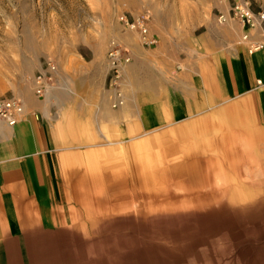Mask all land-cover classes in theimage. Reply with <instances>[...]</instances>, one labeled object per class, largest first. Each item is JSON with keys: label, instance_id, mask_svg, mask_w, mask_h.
<instances>
[{"label": "crops", "instance_id": "0c3cea01", "mask_svg": "<svg viewBox=\"0 0 264 264\" xmlns=\"http://www.w3.org/2000/svg\"><path fill=\"white\" fill-rule=\"evenodd\" d=\"M70 1L62 26L27 34L23 57L10 53L0 64V96L15 95L25 107L18 122L0 125V227L49 224L61 206L56 144H70L60 136L62 126L105 128L123 142L236 105L242 121L264 127V23L249 30L248 41L238 22L217 24L229 0L215 1L213 17L191 11L196 26L177 31L166 15L151 14L148 45L134 30H117L122 60L115 85L107 61L114 28L99 30L94 14L82 25L81 2ZM249 1L255 10L264 7V0ZM140 8L141 2L129 4L133 14ZM252 44L260 46L250 50ZM48 59L57 74L39 97L30 79ZM88 139L76 135L71 144H98Z\"/></svg>", "mask_w": 264, "mask_h": 264}, {"label": "rangeland", "instance_id": "374dc122", "mask_svg": "<svg viewBox=\"0 0 264 264\" xmlns=\"http://www.w3.org/2000/svg\"><path fill=\"white\" fill-rule=\"evenodd\" d=\"M78 1L81 2L82 25L85 21L84 18H88L90 14L96 15L99 30L114 28L115 39L112 41L114 44L118 40L117 30L120 33L132 30L122 25L119 20L122 14L144 13L148 16V23H150L151 14L166 15L172 28L171 31H177V29L191 26V23L192 26H196V19L191 21V11L204 16L208 12L210 17L215 16L217 12V8L214 6L216 0ZM70 2V0H0V64L8 62L10 53H12L13 59L23 57L27 34L31 35L37 30L41 31L43 25L47 31L49 26H62L66 15L65 7ZM131 2H141V10L135 14L130 12L129 4ZM231 21L237 22L235 20L227 22ZM216 23L224 24L219 21ZM235 110L236 105L228 106L225 113L211 116L207 120L186 121L173 127L149 130L136 139L123 142L116 140L112 131L105 128L82 129L80 132L73 127L62 126L60 136H69L67 141L70 144L59 145L56 151V172L62 191L61 206L50 212L52 216L47 220L48 223L50 222L49 224L21 226L16 230L8 226L0 227V264H33L30 260V253H34L35 257L38 256V253L33 251L35 246L39 247L41 252L39 257L45 262L44 256L51 250L62 254L65 250L77 256L93 248L92 251L96 250L97 253H100L97 238L85 235L84 228H82L81 223L88 220L86 213L89 212V208L85 209L84 204L78 203V190L81 188L89 192L94 183H99L98 187L107 190L112 187L116 188L120 181L125 180H128L131 186L137 184V180L150 170L167 169L169 166L183 162L190 153L210 151L202 136L195 138L196 141L193 140V144H178L175 153H167L165 144L180 143L181 140L178 139L175 131L182 126L196 130L219 126L250 127L247 121L243 120V122L240 119ZM81 134L89 138V141L98 142V144H71L76 141L74 137ZM63 139L66 142V139ZM148 150L154 154L148 155ZM96 164L100 165V168H93ZM105 177L108 179L106 180ZM107 195L105 193L96 197L102 203L103 197ZM236 210L226 205L204 211L201 216L193 212L156 216L145 224H141L138 220L136 223L138 225L133 232L123 226L128 223L132 224L131 220L122 219L123 221L107 224L103 235L106 236L108 242L115 241L117 237L130 243L138 239L143 240L149 247L147 249L149 252H144L140 257L145 264H172L181 258L186 261V264H193L197 257H205L210 262L215 260L214 262L217 264H231L233 261L229 258V254L233 252L235 243H228L226 239L231 238L243 243L250 240L252 244L248 245L252 246L251 249H255L256 244L264 243V206L250 210L248 213H242L245 218L240 217V222L238 218H235L239 213ZM232 219H235L236 223ZM63 221H66L67 224H60ZM201 222L206 225L202 229L196 227L200 226ZM230 223L232 224L230 225ZM142 225L144 227L147 225L152 230L141 229ZM176 227L177 229L191 228L172 232ZM227 232H234V234L228 235ZM236 234L237 236H235ZM206 237L208 239H205ZM174 238H179V240H174ZM198 240L208 241L209 247L205 249L206 244L202 245L205 247V252L201 250L200 254L195 256L188 251L191 250L190 244ZM107 241L106 245H108ZM129 242L128 244H130ZM246 243L245 245H247ZM250 246L247 248L248 250ZM104 248L103 253H107L109 247L104 246ZM200 248L198 247V249ZM241 249L243 251L242 247ZM126 250L121 254L122 260L126 257ZM136 257L137 255L131 254L129 259ZM34 262V264H41L38 258Z\"/></svg>", "mask_w": 264, "mask_h": 264}, {"label": "bare ground", "instance_id": "6f19581e", "mask_svg": "<svg viewBox=\"0 0 264 264\" xmlns=\"http://www.w3.org/2000/svg\"><path fill=\"white\" fill-rule=\"evenodd\" d=\"M50 61L55 65V76L57 65L53 60ZM44 62L45 60L41 70L44 69ZM53 83L46 86L45 91ZM249 126H219L199 130L188 129L186 126L179 127L175 132L181 141L165 144L167 153H175L178 144H193V140L199 136L206 140L210 151L190 153L183 162L169 166L167 169L150 170L137 180V184L131 186L128 180H125L120 181L116 188L112 187L107 190L98 187L99 183H94L89 192L80 188L77 192L78 203L84 204L85 209L89 208V212L86 213L88 220L81 223L82 228H84L85 235L97 238L101 254L96 250L92 251L93 248L77 256L65 250L63 254L51 250L44 256L45 262L39 257L41 253L39 247L35 246L33 251L38 253V256L35 257L30 251L31 262L34 264V260L38 258L41 264H78L79 262L82 264H143L140 257L144 252H149L147 251L149 247L143 240L138 239V242L131 241L130 243L117 237L115 241L108 242L106 236L103 235L107 224L123 221L122 219L131 220L132 224L128 223L123 226L133 232L138 225L136 224L138 220L141 224H145L156 216L176 215L181 212H193L201 216L204 211L227 205L237 209L236 212L239 211L236 214L238 217L235 218H238L240 222V217L245 218L242 213H248L250 210L264 206V127ZM56 147L59 148L58 142ZM147 154L154 153L148 150ZM93 168H100V165L96 164ZM105 179L108 178L105 177ZM104 192L108 195L103 197L104 200L101 203L96 196L105 194ZM232 220L236 223L235 219ZM60 224H67V222L63 221ZM204 226H206L205 223L201 222L200 226L196 227L202 229ZM186 228L191 227L178 229L176 227L172 232ZM141 229L152 230L147 225L145 227L142 225ZM227 233L228 235L234 234V232ZM179 234L182 235V233ZM174 240H179V238H174ZM226 242L235 243L234 253L229 254V258L233 261L231 264H264V243L256 244L255 249H251L252 246L248 245L252 244L250 240L243 243L228 238ZM104 246L109 247L107 253H103ZM198 247L201 248L198 249ZM208 247V241L198 240L190 244L191 250L188 252L197 256L201 250L205 252ZM124 250H126L125 256L128 257L126 260V257L122 260L121 256ZM132 251L134 253H131ZM131 254L137 255V259H129ZM214 261L210 262L205 257H197L193 264H217ZM172 264H186V261L181 258Z\"/></svg>", "mask_w": 264, "mask_h": 264}, {"label": "built area", "instance_id": "2783aa9c", "mask_svg": "<svg viewBox=\"0 0 264 264\" xmlns=\"http://www.w3.org/2000/svg\"><path fill=\"white\" fill-rule=\"evenodd\" d=\"M217 19L220 23H225L229 20L237 21L242 28L241 39L248 41L249 30L259 27L264 23V9H253L249 0H230L228 13L226 15L219 13ZM119 20L123 26L136 31L144 45L154 42V39L147 37L149 23L146 14H122L119 17ZM259 46L260 45L258 44H252L250 45V50L258 48ZM107 57L113 75L112 82L115 85L117 70L122 60L120 50L116 47V44L112 43ZM55 70V65L50 60H45L44 69L32 78L37 96H42L45 92L46 86L54 82ZM24 114V106L19 99L13 95L0 96V125L11 126L22 119Z\"/></svg>", "mask_w": 264, "mask_h": 264}]
</instances>
